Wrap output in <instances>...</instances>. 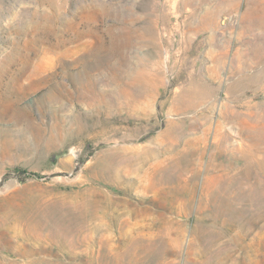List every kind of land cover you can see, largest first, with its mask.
<instances>
[{
    "label": "rangeland",
    "instance_id": "1",
    "mask_svg": "<svg viewBox=\"0 0 264 264\" xmlns=\"http://www.w3.org/2000/svg\"><path fill=\"white\" fill-rule=\"evenodd\" d=\"M115 193L124 264H264V0H0V264H110Z\"/></svg>",
    "mask_w": 264,
    "mask_h": 264
},
{
    "label": "bare ground",
    "instance_id": "2",
    "mask_svg": "<svg viewBox=\"0 0 264 264\" xmlns=\"http://www.w3.org/2000/svg\"><path fill=\"white\" fill-rule=\"evenodd\" d=\"M123 195L125 197V195L130 196L131 194L123 193ZM121 199L125 198L115 193L109 195L104 202L102 216L104 219V230L107 234L108 248L111 256L110 264H124V259L126 257L127 259L131 256L137 258L141 252V244L139 241L143 240L141 232L144 231V229L149 230L153 228L154 221L142 224V220L137 219L139 214L135 213L133 208H127L129 205L128 201H126L128 203L127 206L119 209V202L117 204V200ZM147 200L146 197L142 198V202H146ZM230 259L231 257L219 260L216 264H238L234 257L233 260ZM127 262H130V259ZM243 263L246 264V258L243 260Z\"/></svg>",
    "mask_w": 264,
    "mask_h": 264
},
{
    "label": "trees",
    "instance_id": "3",
    "mask_svg": "<svg viewBox=\"0 0 264 264\" xmlns=\"http://www.w3.org/2000/svg\"><path fill=\"white\" fill-rule=\"evenodd\" d=\"M22 173H24V174H26L28 176H33V177H37V178L41 177V174L38 173V172H31V171L23 170Z\"/></svg>",
    "mask_w": 264,
    "mask_h": 264
}]
</instances>
